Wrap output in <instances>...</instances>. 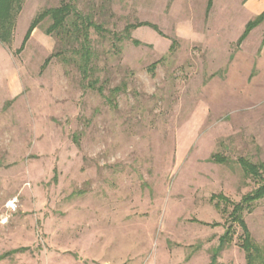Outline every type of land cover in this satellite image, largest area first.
Returning a JSON list of instances; mask_svg holds the SVG:
<instances>
[{
    "label": "rangeland",
    "instance_id": "1",
    "mask_svg": "<svg viewBox=\"0 0 264 264\" xmlns=\"http://www.w3.org/2000/svg\"><path fill=\"white\" fill-rule=\"evenodd\" d=\"M61 1L24 0L0 44V264H246L228 216L264 185V0H73L102 93L50 20L29 32ZM241 215L264 256V197Z\"/></svg>",
    "mask_w": 264,
    "mask_h": 264
},
{
    "label": "trees",
    "instance_id": "2",
    "mask_svg": "<svg viewBox=\"0 0 264 264\" xmlns=\"http://www.w3.org/2000/svg\"><path fill=\"white\" fill-rule=\"evenodd\" d=\"M23 2L24 0H0V44L9 45L11 43L16 24V18L22 9ZM72 2L73 0H62L57 7L43 9L34 17L29 32L35 28H38L39 25L45 20H50L51 24L47 28L46 34L48 36L53 35L58 39H61L62 42H67L69 46L68 50H71L76 57L72 59V62L79 72L83 87L102 93L103 89L102 87L97 86L98 78L96 77L94 67L92 66L93 52L91 49L89 35V31L91 29L96 31H101L102 29L95 25L90 18L79 13ZM262 20H264V12H262L257 17L256 21L250 22L247 25L244 35ZM143 24L144 23L127 25L123 30V39H130L131 31ZM133 43L138 45V41H133ZM19 51L21 50L19 49L18 52ZM61 56V53L52 54L44 61L42 70L46 68V66L54 57ZM118 92H120L119 88L111 90V94ZM213 160L218 163L223 162V160L218 156H213ZM239 164L245 174L251 176L258 175L257 166L252 165L242 159L239 160ZM263 197L264 185L252 192L251 195H246L240 203L232 204V211L228 216L230 221L233 224H237L242 230V237L239 247L245 254L246 264H264V256L261 250L253 244L241 212L244 207H248L251 203L262 199ZM226 203L229 202L226 201ZM218 204L219 202H216L215 205L218 206ZM231 222L225 228L224 236L222 237L221 242L224 244H229L232 240L233 231Z\"/></svg>",
    "mask_w": 264,
    "mask_h": 264
}]
</instances>
